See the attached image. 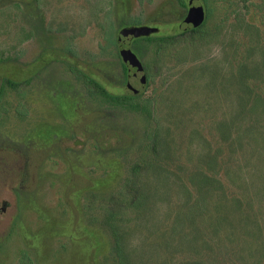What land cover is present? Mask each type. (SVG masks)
I'll list each match as a JSON object with an SVG mask.
<instances>
[{
    "label": "rangeland",
    "instance_id": "1",
    "mask_svg": "<svg viewBox=\"0 0 264 264\" xmlns=\"http://www.w3.org/2000/svg\"><path fill=\"white\" fill-rule=\"evenodd\" d=\"M200 2L205 17L195 23L221 25L217 37L184 56L169 49L157 55L152 45L132 40L143 72L133 78L122 71L119 32L148 26L157 27L151 34L157 37L178 35L186 29L187 0H0V84L4 78L20 83L0 95V264H19L23 253L31 264H101L111 242L100 224L105 206L93 197L120 190L157 113L168 179L157 177L159 194L149 221L129 235L131 248L159 242L173 224L185 201L174 174L186 180L203 167L241 203L208 207L215 218L196 222L206 244L184 243L179 234L177 245L163 252L168 260L142 254L140 264H181L190 257L204 264H264V107L237 115L245 99L226 81L236 45L243 49L247 38L240 29L229 32L233 12L259 29L253 60L264 58V0ZM215 67L222 71L213 88ZM81 74L110 94L136 97L141 110L92 95ZM253 91L264 99L263 82ZM150 97L157 103L153 112ZM227 128L230 139L238 133L232 144ZM114 133L124 145H114ZM212 155L217 163L211 166L206 157Z\"/></svg>",
    "mask_w": 264,
    "mask_h": 264
},
{
    "label": "trees",
    "instance_id": "2",
    "mask_svg": "<svg viewBox=\"0 0 264 264\" xmlns=\"http://www.w3.org/2000/svg\"><path fill=\"white\" fill-rule=\"evenodd\" d=\"M220 26H214L210 29L205 27L204 23H202L199 26L185 29L178 35L159 37L149 35L136 38L133 41L134 44L138 43L140 40L152 45L157 55H164L167 49H169L172 53L175 52L184 56L189 50H197L200 46L206 45L208 42L214 40L217 37ZM239 29L243 36H247L245 39L246 43L243 49H240V43H237L234 54L236 57L234 56V60L229 63L226 81L229 82V84H227L228 87L233 85L238 88L239 93H241L239 94V100L245 99L242 109L240 108L241 112H237V115H252L257 105H262L264 107V99L253 91V85L255 83H264V80L260 77L262 73H264V58L262 56L261 63H256L253 60L255 53L259 49L257 42L260 41L261 33L255 26L248 25L239 12H233L232 21L229 23V32ZM239 50L242 51L241 57L237 55L239 54ZM139 51H137V54L140 56L141 53ZM4 61L5 60L0 58V63ZM122 71L124 74L126 73L124 64L122 65ZM221 71L222 69L218 67L210 70L213 88L218 86L217 80L219 79ZM145 75L148 81L152 77L147 65H145ZM81 80L84 87L92 95L98 96L116 106H129L132 109L141 110L139 103L135 101L136 97L132 95L110 94L101 84L83 74H81ZM5 87L11 90H18L20 88V83L10 78H4L0 84V95ZM149 101L153 112L157 105L156 100L150 97ZM157 118L158 113L152 127L151 138L147 145H145V149H141L140 157L129 164L123 177L120 190L112 193L110 196L107 194H94V196L90 193V197L94 196L93 198H96V200H99V202L105 206L100 224L107 232L111 242V254L104 258L101 264H140L144 255L151 256L153 253L159 257L162 253L168 260L167 254L165 255L163 252L177 245V240L175 242L174 237L179 234L185 237L184 243L186 242L192 245V242L195 241L197 244L198 241L202 240V243L206 244V240L203 239V232L200 231L196 222H198V219L203 221L215 218L214 214L211 215L212 210L209 211L208 207L212 206L213 209L226 206L238 208V204L241 203L238 197L228 198L224 193V185L217 175L213 174L214 172L212 171L209 173L203 167L195 169L188 174L186 180H182L174 174L178 182V188L185 196V201L184 204L177 207L175 210L176 212L174 211L172 215L173 224L170 226L169 230L162 234L163 237L159 242L153 244L147 243L143 246L140 245V247L131 248L128 240L129 235L134 232L140 224L149 221V211L151 210L150 208L154 206V201L152 200L154 195L159 194L157 177L159 179L163 176L164 179H168L167 176L162 173V171L167 168L165 166L166 163L159 158V152L162 151L161 146L164 147L165 144L163 142V126ZM232 123L235 124L233 120ZM237 134V132L233 133L230 139L232 134L229 128H227L226 136L229 137V142L231 144L234 141V135ZM118 135L117 133L113 135L116 137L114 145H124L125 142L119 138ZM227 137L226 139H228ZM235 137L237 138L238 136ZM142 150L146 152L144 153ZM163 150L169 151L166 147ZM210 156L206 157L208 163L211 166L215 165L217 163L216 157L213 155L212 157ZM149 173L152 174L149 175ZM151 202H153V204ZM194 236L199 237V240ZM142 247H146L150 251L147 252ZM138 252L141 254H138ZM19 264H31V261L29 257L23 253L20 257ZM181 264L204 263L200 259L190 257L189 259L182 260Z\"/></svg>",
    "mask_w": 264,
    "mask_h": 264
},
{
    "label": "water",
    "instance_id": "3",
    "mask_svg": "<svg viewBox=\"0 0 264 264\" xmlns=\"http://www.w3.org/2000/svg\"><path fill=\"white\" fill-rule=\"evenodd\" d=\"M204 10L200 0H187V16L184 18L183 22L187 25V28H192L197 26L195 22L201 23L204 20ZM188 23H194L193 25H188ZM157 32V27H132L128 30H121L118 34V45L120 48L121 56L124 58V65L126 67V73L128 77L137 78L142 75V68H137L139 60L134 56L130 50V43L132 39L149 36Z\"/></svg>",
    "mask_w": 264,
    "mask_h": 264
},
{
    "label": "flooded vegetation",
    "instance_id": "4",
    "mask_svg": "<svg viewBox=\"0 0 264 264\" xmlns=\"http://www.w3.org/2000/svg\"><path fill=\"white\" fill-rule=\"evenodd\" d=\"M187 29H188V28H187ZM132 40H134V39H132ZM132 40H131V41H132Z\"/></svg>",
    "mask_w": 264,
    "mask_h": 264
}]
</instances>
